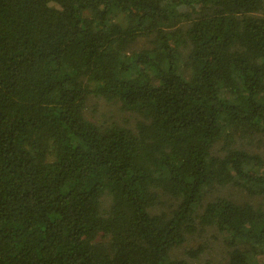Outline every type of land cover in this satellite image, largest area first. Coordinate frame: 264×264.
<instances>
[{
	"label": "trees",
	"instance_id": "trees-1",
	"mask_svg": "<svg viewBox=\"0 0 264 264\" xmlns=\"http://www.w3.org/2000/svg\"><path fill=\"white\" fill-rule=\"evenodd\" d=\"M254 143L264 0H0V264H264Z\"/></svg>",
	"mask_w": 264,
	"mask_h": 264
},
{
	"label": "rangeland",
	"instance_id": "rangeland-1",
	"mask_svg": "<svg viewBox=\"0 0 264 264\" xmlns=\"http://www.w3.org/2000/svg\"><path fill=\"white\" fill-rule=\"evenodd\" d=\"M150 43L148 40L141 39L137 45L134 47L135 51H140L144 47H149ZM184 55H186V51H183ZM85 119L89 122L105 127L112 123L119 124L121 126H126L128 128L134 129L136 125L137 117L135 115L126 113L122 111L120 104L113 101L108 102L102 98H97L94 96H90L87 99L85 112ZM256 144V143H254ZM253 152L264 153V149L259 147L258 144L252 147ZM218 194L223 193L226 195H230L231 197L238 198L240 200L249 201V199L243 194L239 193V191L233 189L232 187L221 188L218 190ZM211 232H200L198 235H194L186 242L183 246H181L178 250L175 251V255L177 257H183V255L190 249L197 247L201 243H206L209 247V253H206L203 256V259L210 260L213 264H225V252L221 247L219 242H216L215 239L211 236Z\"/></svg>",
	"mask_w": 264,
	"mask_h": 264
}]
</instances>
